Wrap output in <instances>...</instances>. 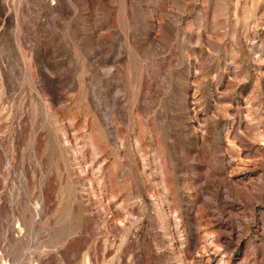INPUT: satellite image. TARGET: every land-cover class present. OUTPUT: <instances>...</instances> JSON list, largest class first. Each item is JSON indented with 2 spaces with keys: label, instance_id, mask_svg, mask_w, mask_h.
Returning <instances> with one entry per match:
<instances>
[{
  "label": "rangeland",
  "instance_id": "1",
  "mask_svg": "<svg viewBox=\"0 0 264 264\" xmlns=\"http://www.w3.org/2000/svg\"><path fill=\"white\" fill-rule=\"evenodd\" d=\"M0 264H264V0H0Z\"/></svg>",
  "mask_w": 264,
  "mask_h": 264
}]
</instances>
